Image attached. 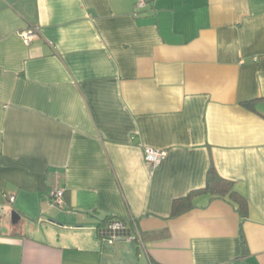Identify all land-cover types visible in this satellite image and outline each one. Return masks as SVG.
Here are the masks:
<instances>
[{
	"label": "crops",
	"instance_id": "0c3cea01",
	"mask_svg": "<svg viewBox=\"0 0 264 264\" xmlns=\"http://www.w3.org/2000/svg\"><path fill=\"white\" fill-rule=\"evenodd\" d=\"M138 1L0 0V264H264V0Z\"/></svg>",
	"mask_w": 264,
	"mask_h": 264
},
{
	"label": "trees",
	"instance_id": "16d2710c",
	"mask_svg": "<svg viewBox=\"0 0 264 264\" xmlns=\"http://www.w3.org/2000/svg\"><path fill=\"white\" fill-rule=\"evenodd\" d=\"M253 104L254 101L243 103L247 108H252ZM201 193L209 194L211 199L226 198L237 208L242 217L247 216L249 209L247 198L235 188V184L232 180L223 177L212 164L207 173L205 187L192 192L187 197L175 200L172 205V217L180 216L192 210L195 207L193 202L194 198ZM168 236V230H161L152 233H143V235H141V240L144 243L151 240L167 238ZM137 242L139 243V240H137ZM242 247L244 252H246L247 246L244 236H242Z\"/></svg>",
	"mask_w": 264,
	"mask_h": 264
},
{
	"label": "built area",
	"instance_id": "2783aa9c",
	"mask_svg": "<svg viewBox=\"0 0 264 264\" xmlns=\"http://www.w3.org/2000/svg\"><path fill=\"white\" fill-rule=\"evenodd\" d=\"M146 6L145 0H139L137 5L135 6V15H138V12L144 9ZM38 37L37 30H29L22 33V38L27 44H30L33 40ZM166 151L160 149H154L147 147L144 149V159L145 162L151 167H158L163 160L166 158ZM63 197L64 193L62 191H58L52 195V201L55 205L62 207L63 206ZM12 199L11 201H13ZM98 234L103 243L107 244H115L119 241H137L144 246L143 241L141 240V235L139 233H132L129 225L120 220H109L107 223L98 229Z\"/></svg>",
	"mask_w": 264,
	"mask_h": 264
},
{
	"label": "water",
	"instance_id": "95a60500",
	"mask_svg": "<svg viewBox=\"0 0 264 264\" xmlns=\"http://www.w3.org/2000/svg\"><path fill=\"white\" fill-rule=\"evenodd\" d=\"M16 216H17V218L19 217L16 213H13V218H12V219H13V223L15 222V219H14V218H15Z\"/></svg>",
	"mask_w": 264,
	"mask_h": 264
}]
</instances>
